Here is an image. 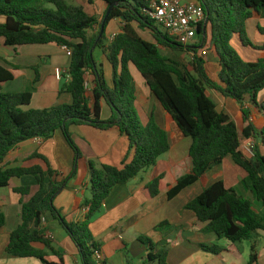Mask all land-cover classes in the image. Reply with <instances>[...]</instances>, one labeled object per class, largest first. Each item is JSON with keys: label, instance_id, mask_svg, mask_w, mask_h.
I'll return each mask as SVG.
<instances>
[{"label": "trees", "instance_id": "trees-1", "mask_svg": "<svg viewBox=\"0 0 264 264\" xmlns=\"http://www.w3.org/2000/svg\"><path fill=\"white\" fill-rule=\"evenodd\" d=\"M103 1L106 11L99 21L83 6L71 5L66 0H0V39L6 46L56 44L72 50L70 81L60 89V94L71 96L69 104L25 110L24 107L31 104L33 92L4 93L1 84L12 81L14 76L0 66V188L8 187L13 178L24 176H34L39 185L38 192L22 205L21 224L11 234L6 250L9 256L36 258L43 264H64L62 253L56 250L43 227V220L50 216L74 242L81 264H97L95 255L101 249L90 230L91 220L117 186L129 183L141 172L154 167L159 158L170 151L169 137L154 117L147 124L141 122L136 109V85L130 72L131 65L142 75L183 135L191 140V171L176 181L170 173L160 175L148 187L152 197L169 189L168 199L173 200L231 157L246 173L239 190L250 192L264 207V127L258 129L251 122L254 110L264 117V101H259V95L264 91V57L257 62H246L231 46L234 36L238 35L244 46L264 51V44L254 46L246 31L247 22L261 16L264 0H196L205 12V21L198 27L199 45L190 48L170 37L148 16L152 0ZM112 5L115 6L105 31L109 23L117 19L124 21V27L107 46L105 32L100 34ZM95 27L99 30L91 34ZM139 30L149 31L154 43L146 41ZM258 30L264 36V27H258ZM206 47L215 54L220 67L217 81L210 78L205 58L198 56L199 49ZM97 49L103 50L113 66L112 88L94 59L93 53ZM163 50L193 52L195 56L188 67L178 57L165 56ZM90 70L95 83L92 98L86 89V76ZM207 88L240 105L239 124L229 114L218 111ZM103 101L111 109L108 120L102 119ZM247 104L254 110L247 108ZM73 126H90L102 131L116 127L127 137L129 149L134 151L132 161H125L122 168L103 165L96 160L89 162L91 199L84 206L90 210L85 221L80 223L67 222L54 204L76 176L82 158L71 132ZM58 131L75 153L73 169L63 181L56 180L58 173L52 169L49 160L38 153L32 154L27 162L38 160L43 165L1 166L19 145L34 139H51ZM252 138L257 141L256 155L249 158L243 154L241 146ZM239 190L228 189L225 182L219 180L192 200L186 209L199 221L208 223L205 233H214L220 240L235 244L253 239L264 231V214L257 213L252 202L240 195ZM14 191L27 196L30 187ZM4 223L5 218L1 215L0 227ZM139 241L150 251L156 249L147 237H140ZM200 248L213 254L220 252L216 245H201ZM255 249L256 245L253 251ZM49 255L57 256L60 262L49 261ZM255 259L252 255L250 264ZM148 262L169 264L168 252L150 253ZM125 264L133 263L128 260Z\"/></svg>", "mask_w": 264, "mask_h": 264}, {"label": "crops", "instance_id": "crops-1", "mask_svg": "<svg viewBox=\"0 0 264 264\" xmlns=\"http://www.w3.org/2000/svg\"><path fill=\"white\" fill-rule=\"evenodd\" d=\"M74 1L76 3L71 5L83 6L89 15L102 21L106 11V4L103 0ZM180 1L183 4L197 3L196 0ZM123 27L122 19L109 23L105 31L107 46ZM258 27H264V10L259 18L250 19L246 24L250 41L254 46L260 47L264 44V36L260 34ZM98 30V27H95L90 33L95 34ZM143 32L145 34L139 30V34L146 41L154 43L150 32ZM238 40L242 46L239 43L236 44L235 37L232 42L241 50L244 48L247 50H244L247 54V57L244 55L246 62H257L259 58L264 57V51L244 46L240 37ZM8 47L11 49H7ZM205 49L208 50V47ZM98 50L100 54L98 58H95ZM93 56L99 68L104 72L108 86L112 88L113 66L107 60L106 54L102 49H97ZM0 66L9 70L14 76L12 81L1 84L3 92L8 93L4 89L9 84H17L11 89L19 88L23 89L22 92L27 90L33 92L31 104L24 107L25 110H41L58 104L71 103L72 98L69 94H60L61 86L70 81L71 66V57L62 47L56 44L11 47L6 46L2 39L0 40ZM57 70L61 72L60 79L56 76ZM217 70L218 78L220 72L218 63ZM130 72L136 85V109L141 122L147 124L150 118L154 117L157 125L167 133L171 149L159 158L154 167L141 172L129 183L117 186L105 201L100 212L91 220L89 227L96 242L100 245L102 264H125L128 260L133 264H158L157 262L146 263L147 258L150 253L157 254L162 251L168 252L169 264H250L252 255L256 257L253 264H264V231H260L255 238L250 239L251 245H245L244 241L233 244L225 239L220 240L214 233H205L204 229L208 223L199 221L192 211L186 209L192 200L219 180H223L228 189L239 188L246 173L235 165L231 157L226 158L221 166L214 168L203 180L185 189L173 200L168 199L169 189L152 197L148 187L160 175L170 173L176 181L191 171L192 162L189 157L191 140L183 135L172 116L152 94L146 81L133 65L130 66ZM86 83L89 86L87 93L92 98L95 88L92 70L86 76ZM213 92L217 100L215 103L218 111L229 114L239 124L240 105L234 100L231 101ZM207 93L211 97L208 90ZM259 101H264V98L260 99V95ZM246 107L254 110L251 104H247ZM110 116L111 109L103 101L102 119L108 120ZM261 116L255 110L251 116V122L258 129H262L257 124ZM71 132L81 150L82 158L78 163L76 176L69 181L54 204L57 209L61 210L67 222L80 223L85 221L87 215L83 211L84 203L91 199L88 197L89 193L91 195L89 162L96 160L103 165L122 168L125 161L127 163L132 161L134 151L129 149L127 137L121 134L116 127L102 131L90 126H73ZM34 153L43 155L49 160L52 169L58 173L57 181L61 182L70 175L75 153L60 131L51 139H34L19 145L7 156L1 166L43 165L38 160L27 162V159ZM226 166L233 171V181L227 179ZM23 187H30L29 195L22 196L14 191L16 188ZM38 190L39 185L34 176L13 178L8 187L0 188V216L5 218L4 225L0 227V264H43L36 258L9 256L6 251L11 234L21 224L23 203L29 202ZM43 227L46 236L52 240L56 250L62 253L64 264H81L77 247L57 220L47 216L43 220ZM140 237L151 239L156 249L154 251L147 249L139 241ZM201 245H216L220 252L218 254L206 252L200 248ZM255 245L256 249L253 251ZM37 248H42V246L37 245ZM48 260L60 262L55 255H49Z\"/></svg>", "mask_w": 264, "mask_h": 264}, {"label": "built area", "instance_id": "built-area-1", "mask_svg": "<svg viewBox=\"0 0 264 264\" xmlns=\"http://www.w3.org/2000/svg\"><path fill=\"white\" fill-rule=\"evenodd\" d=\"M148 16L160 25L164 31L184 47L190 48L199 45L198 27L205 21V12L198 3L183 4L180 0H152L151 8L147 12ZM62 49L69 57H72V50L66 46ZM209 51L199 49L198 56L207 57ZM192 57L193 52L189 53ZM60 70L56 71V76L60 79ZM86 89H89L86 83ZM257 141L252 138L244 141L241 151L247 157L252 158L256 155ZM90 207H85L83 211L88 213ZM97 264L103 263L102 254L95 255Z\"/></svg>", "mask_w": 264, "mask_h": 264}, {"label": "rangeland", "instance_id": "rangeland-1", "mask_svg": "<svg viewBox=\"0 0 264 264\" xmlns=\"http://www.w3.org/2000/svg\"><path fill=\"white\" fill-rule=\"evenodd\" d=\"M67 2L69 3V4H73V3H76L74 0H67ZM51 8V7H50ZM157 26L161 29V30H163L164 31V29L160 26V25H158L157 24ZM141 33H144L143 31H140ZM145 34V33H144ZM235 38H236V44L237 43H239L240 44V42H239V40H238V38H239V36H234ZM1 41H2V39H0ZM198 41H200V38L198 37ZM209 41H210V39H209ZM235 42V41H234ZM231 46L237 51V53L239 54V56L242 58V60H244V61H246V59H245V57H244V55L247 57V54H246V49L244 48V49H240L238 46H235V44L233 43V42H231ZM240 46H242L241 44H240ZM208 47H209V43H208ZM243 48V47H242ZM7 49H11L10 47H8ZM201 50V49H200ZM239 50V51H238ZM244 50H246V51H244ZM208 51L210 52V50L208 49ZM249 53V52H248ZM99 54H100V51L98 50L97 51V54H96V56H95V58H98V56H99ZM163 54L165 55V56H167V57H178L186 66H188V67H190L189 66V63L192 61V59H193V57H192V55H190L187 51L186 52H176V53H173L172 51H169V50H163ZM205 60H206V62H207V64H206V70H207V72H208V74H209V76H210V78L213 80V81H217L218 80V78H217V75H218V70H217V58H216V56H215V54L214 53H212V52H210V53H208V55H207V57H205ZM191 70H192V68H190ZM14 85H16L17 86V84H9L7 87H5V89H4V91H6V92H8V93H12V92H14V93H19L20 91L22 92L23 91V89L21 90V89H19V88H17V89H11L12 88V86H14ZM207 90H208V92L211 94V98L217 103V100H216V98H215V95H214V92H213V90H211L210 88H207ZM5 93V92H4ZM264 98V91L260 94V99H263ZM231 101H233V100H231ZM258 126L260 127V128H263L264 127V117L263 116H261L260 118H259V120H258ZM225 173H226V176H228L227 177V179L228 180H232L233 181V178H234V174H233V171L231 170V169H229L227 166H226V168H225ZM211 177H213V174H211ZM229 177H230V179H229ZM237 189H239V188H237ZM239 194L240 195H242L244 198H247L248 200H250L251 202H252V204H253V209L257 212V213H259V214H264V207H263V205L259 202V201H257L254 197H253V195L250 193V192H245V191H242V190H239ZM88 197H91V195H90V193L88 194ZM244 243H245V245L247 244V245H251V241L250 240H245L244 241ZM222 250V249H221Z\"/></svg>", "mask_w": 264, "mask_h": 264}, {"label": "water", "instance_id": "water-1", "mask_svg": "<svg viewBox=\"0 0 264 264\" xmlns=\"http://www.w3.org/2000/svg\"><path fill=\"white\" fill-rule=\"evenodd\" d=\"M114 6H115V5H112V6L108 9V11H107V13H106V16H105L104 21H103V24H102V29H101V34H100V36H102V35L104 34V32H105V24H106V22H107V20H108V18H109V16H110V13H111V11H112V9H113ZM205 31H206V28H205Z\"/></svg>", "mask_w": 264, "mask_h": 264}]
</instances>
